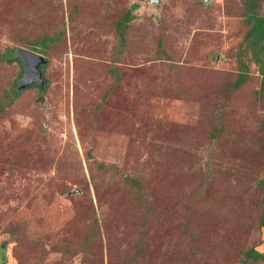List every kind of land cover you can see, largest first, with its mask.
Here are the masks:
<instances>
[{
    "label": "rangeland",
    "instance_id": "374dc122",
    "mask_svg": "<svg viewBox=\"0 0 264 264\" xmlns=\"http://www.w3.org/2000/svg\"><path fill=\"white\" fill-rule=\"evenodd\" d=\"M149 1L0 0V59L63 32L37 51L45 96L28 88L0 114V264H264L245 261L264 254L245 0ZM136 2L118 54L116 21ZM21 65L0 61V96Z\"/></svg>",
    "mask_w": 264,
    "mask_h": 264
},
{
    "label": "trees",
    "instance_id": "16d2710c",
    "mask_svg": "<svg viewBox=\"0 0 264 264\" xmlns=\"http://www.w3.org/2000/svg\"><path fill=\"white\" fill-rule=\"evenodd\" d=\"M262 0H245V7L243 10V15L245 22L249 25V29H247L246 35L244 37V40L246 41V45L243 46V49L240 50V54L244 56L245 53L251 51L253 56L256 57L257 62L259 63L260 68V74H261V80H260V86H259V93L264 96V59L261 58V56L264 53V14L262 13L263 6ZM74 5V11L77 12L79 9V6L76 4ZM139 2L134 3L133 9L128 8L126 12L122 15L121 18H119L116 21V28L115 32L118 37L119 46L117 49V53H123L125 51L126 45H127V29L129 27V24L132 20L136 18V14H134V9L139 7ZM158 6V5H156ZM65 31V30H64ZM63 35V32H58L57 35ZM56 34L53 35H44L39 40H34L33 42L29 43V48L33 51H39V52H47L50 44L54 42L57 39ZM161 43V42H160ZM44 55V54H43ZM8 57H14V51H9L7 54L3 56V58L0 59V61H4ZM15 58V57H14ZM15 61L19 62L21 65V62L18 58H15ZM47 62V59H46ZM46 62L42 64V70L44 75V84H36L30 85L25 88H19L17 82L11 86L10 89L6 90L3 95L0 96V114L5 110L7 106L13 103L20 95L21 93L26 89H33L35 92H37L40 96H45L46 90L45 87H47V79L45 77V67ZM241 66L243 67V71H240L238 74V77L232 81V89L237 90L242 85H244L248 79H249V67L248 64L245 62H242ZM22 67V65H21ZM110 72L112 74H117L118 69L115 68V66L110 67ZM263 128H264V121H263ZM264 147V145H263ZM104 167V165H102ZM127 180H131L127 177ZM261 186L263 188L264 192V179L260 181ZM135 187L138 188L139 192H143V186L140 181H134L133 183ZM263 202H264V196H263ZM264 216V208H263V214ZM261 217V219H262ZM95 220V231H90L87 234L86 242H91L97 240L96 235L101 234V225L98 221V218H94ZM263 222V220H262ZM258 259V258H264V254H262L259 250H257L255 247H251L249 250L245 253V261H249L250 259ZM1 260L3 261V257L1 256Z\"/></svg>",
    "mask_w": 264,
    "mask_h": 264
},
{
    "label": "water",
    "instance_id": "95a60500",
    "mask_svg": "<svg viewBox=\"0 0 264 264\" xmlns=\"http://www.w3.org/2000/svg\"><path fill=\"white\" fill-rule=\"evenodd\" d=\"M161 0H150L151 6L157 5ZM14 57L18 58L23 66V75L18 80V87L25 88L30 85L44 84V75L42 70V64L46 62V58L43 54L33 51L31 49L19 48L14 52ZM77 190H74L75 192Z\"/></svg>",
    "mask_w": 264,
    "mask_h": 264
}]
</instances>
